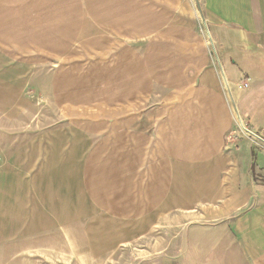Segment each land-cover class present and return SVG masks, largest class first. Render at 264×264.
Returning a JSON list of instances; mask_svg holds the SVG:
<instances>
[{
	"label": "crops",
	"instance_id": "obj_1",
	"mask_svg": "<svg viewBox=\"0 0 264 264\" xmlns=\"http://www.w3.org/2000/svg\"><path fill=\"white\" fill-rule=\"evenodd\" d=\"M221 70L264 139V0H0V264H264Z\"/></svg>",
	"mask_w": 264,
	"mask_h": 264
},
{
	"label": "built area",
	"instance_id": "obj_2",
	"mask_svg": "<svg viewBox=\"0 0 264 264\" xmlns=\"http://www.w3.org/2000/svg\"><path fill=\"white\" fill-rule=\"evenodd\" d=\"M209 40H210L209 42H211L210 37H209ZM221 74H222L223 81H224V84H223L224 89L229 92V100L233 107V114H235L234 119L236 122V129L232 133L233 137L234 138H238V137L245 138L246 137L248 140L251 141L252 145L258 146L259 148L264 147V139L261 136H258L257 134L253 133L250 130V128L247 126V124L243 122L242 118H240L236 104H234L233 99L231 97V89H229V85L226 81L224 74L222 73V70H221Z\"/></svg>",
	"mask_w": 264,
	"mask_h": 264
},
{
	"label": "rangeland",
	"instance_id": "obj_3",
	"mask_svg": "<svg viewBox=\"0 0 264 264\" xmlns=\"http://www.w3.org/2000/svg\"><path fill=\"white\" fill-rule=\"evenodd\" d=\"M224 91H225L226 97L229 98V92L227 90H225V89H224ZM41 115L42 114H40V116ZM37 126H39L40 130H48L49 124L46 121H44V122H40V124H38V125L36 123L33 124V125L32 124H29V123L28 124L14 125V126H12V125H10V126L7 125L6 126L5 125L3 127L0 126V133H5L6 130H8V131H15V132H20L22 130H24V131H27V130L28 131H31V130H35V128ZM9 128H11V129H9ZM241 136H242V134H241ZM108 264H139V262H137V261H128V262H113V263H108Z\"/></svg>",
	"mask_w": 264,
	"mask_h": 264
}]
</instances>
